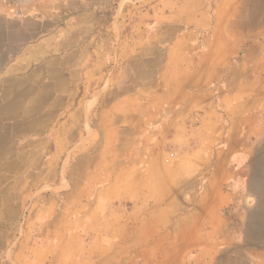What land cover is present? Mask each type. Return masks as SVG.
Instances as JSON below:
<instances>
[{
  "label": "crops",
  "instance_id": "crops-1",
  "mask_svg": "<svg viewBox=\"0 0 264 264\" xmlns=\"http://www.w3.org/2000/svg\"><path fill=\"white\" fill-rule=\"evenodd\" d=\"M262 136L264 0H0V264H264Z\"/></svg>",
  "mask_w": 264,
  "mask_h": 264
},
{
  "label": "rangeland",
  "instance_id": "rangeland-1",
  "mask_svg": "<svg viewBox=\"0 0 264 264\" xmlns=\"http://www.w3.org/2000/svg\"><path fill=\"white\" fill-rule=\"evenodd\" d=\"M193 142L198 146L196 138ZM241 167L235 169V200L225 216L242 244L264 240V136L254 140Z\"/></svg>",
  "mask_w": 264,
  "mask_h": 264
},
{
  "label": "built area",
  "instance_id": "built-area-1",
  "mask_svg": "<svg viewBox=\"0 0 264 264\" xmlns=\"http://www.w3.org/2000/svg\"><path fill=\"white\" fill-rule=\"evenodd\" d=\"M3 1H5V2H10V1H13V0H3Z\"/></svg>",
  "mask_w": 264,
  "mask_h": 264
}]
</instances>
